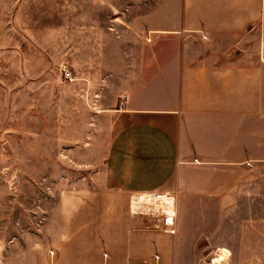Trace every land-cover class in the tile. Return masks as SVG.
I'll use <instances>...</instances> for the list:
<instances>
[{"label": "rangeland", "instance_id": "374dc122", "mask_svg": "<svg viewBox=\"0 0 264 264\" xmlns=\"http://www.w3.org/2000/svg\"><path fill=\"white\" fill-rule=\"evenodd\" d=\"M182 7L183 0H0V264L91 260L120 216L142 217L141 229L166 235L172 264H264V159L237 175L186 168L182 186L165 194L175 200L173 233L154 229L164 211L134 212L131 198L146 194L123 193L106 171L104 110L141 86L157 55L181 51L182 35L159 28ZM262 12L241 54L264 57V1ZM189 41L196 52L202 41ZM233 202H247V235L257 242L242 256L216 247L231 237L223 228L232 226Z\"/></svg>", "mask_w": 264, "mask_h": 264}, {"label": "crops", "instance_id": "0c3cea01", "mask_svg": "<svg viewBox=\"0 0 264 264\" xmlns=\"http://www.w3.org/2000/svg\"><path fill=\"white\" fill-rule=\"evenodd\" d=\"M263 1L183 0L181 14L159 30L181 34L184 47L157 55V66L143 69L141 86L104 110L110 115L105 162L110 180L123 193L149 195L131 198L134 212H174L175 200L165 194L182 186L188 167L216 166L237 175L242 166L264 159V57L238 50L262 19ZM192 38L203 42L196 52ZM233 203L238 209L232 210V226L223 228L231 237L216 247L242 256L244 249H257V242L247 235L248 215L241 209L247 202ZM110 222L118 225L104 232V253L72 264H172L173 243L160 232L141 229L144 218Z\"/></svg>", "mask_w": 264, "mask_h": 264}, {"label": "built area", "instance_id": "2783aa9c", "mask_svg": "<svg viewBox=\"0 0 264 264\" xmlns=\"http://www.w3.org/2000/svg\"><path fill=\"white\" fill-rule=\"evenodd\" d=\"M63 72L65 73L67 78L71 77V72L67 69L64 68ZM157 195L159 198L163 196V194H155ZM144 197L149 198V195H145ZM131 204V209L133 210V204ZM173 213L172 211H164L163 213H161V215L163 216L161 218V220H158L155 225H154V229L155 230H169L170 232H175V230L173 229Z\"/></svg>", "mask_w": 264, "mask_h": 264}, {"label": "bare ground", "instance_id": "6f19581e", "mask_svg": "<svg viewBox=\"0 0 264 264\" xmlns=\"http://www.w3.org/2000/svg\"><path fill=\"white\" fill-rule=\"evenodd\" d=\"M227 258H228L227 254H226L225 252L222 251V253H221V257H220V260H221V261H225Z\"/></svg>", "mask_w": 264, "mask_h": 264}]
</instances>
